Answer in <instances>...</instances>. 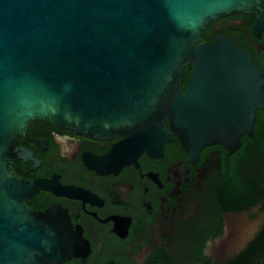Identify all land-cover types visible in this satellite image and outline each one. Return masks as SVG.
Here are the masks:
<instances>
[{
	"label": "water",
	"instance_id": "obj_1",
	"mask_svg": "<svg viewBox=\"0 0 264 264\" xmlns=\"http://www.w3.org/2000/svg\"><path fill=\"white\" fill-rule=\"evenodd\" d=\"M253 9L264 13V0H0V264H53L85 247L62 207L26 204L54 189L11 168L30 120L120 138L96 160L102 171L161 152L172 133L194 155L216 142L233 150L252 132L264 73L234 38L203 35Z\"/></svg>",
	"mask_w": 264,
	"mask_h": 264
},
{
	"label": "flooded vegetation",
	"instance_id": "obj_2",
	"mask_svg": "<svg viewBox=\"0 0 264 264\" xmlns=\"http://www.w3.org/2000/svg\"><path fill=\"white\" fill-rule=\"evenodd\" d=\"M261 18L255 9L220 17L208 24L203 40L234 38L264 73V29L255 30ZM164 126L171 131L168 121ZM119 140L35 118L16 143L27 153L12 170L55 189L40 188L26 204L32 210L62 207L73 226L71 241L85 243L53 264H220L264 226V106L233 150L216 142L192 155L172 133L161 152L142 153L115 171L94 167Z\"/></svg>",
	"mask_w": 264,
	"mask_h": 264
},
{
	"label": "trees",
	"instance_id": "obj_3",
	"mask_svg": "<svg viewBox=\"0 0 264 264\" xmlns=\"http://www.w3.org/2000/svg\"><path fill=\"white\" fill-rule=\"evenodd\" d=\"M210 36L206 34L204 39ZM192 65L188 67L191 71ZM255 190L253 189V192ZM220 264H264V226L254 235L252 240L233 258Z\"/></svg>",
	"mask_w": 264,
	"mask_h": 264
},
{
	"label": "bare ground",
	"instance_id": "obj_4",
	"mask_svg": "<svg viewBox=\"0 0 264 264\" xmlns=\"http://www.w3.org/2000/svg\"><path fill=\"white\" fill-rule=\"evenodd\" d=\"M231 235V234H230Z\"/></svg>",
	"mask_w": 264,
	"mask_h": 264
}]
</instances>
